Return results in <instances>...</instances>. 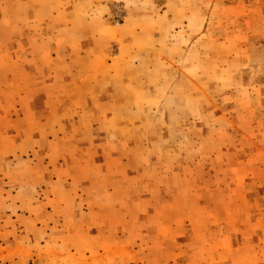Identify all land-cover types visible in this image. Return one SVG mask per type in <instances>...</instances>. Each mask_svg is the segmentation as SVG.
I'll list each match as a JSON object with an SVG mask.
<instances>
[{"label": "rangeland", "instance_id": "obj_1", "mask_svg": "<svg viewBox=\"0 0 264 264\" xmlns=\"http://www.w3.org/2000/svg\"><path fill=\"white\" fill-rule=\"evenodd\" d=\"M0 264H264V0H0Z\"/></svg>", "mask_w": 264, "mask_h": 264}]
</instances>
